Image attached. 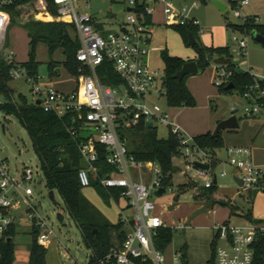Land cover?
Returning a JSON list of instances; mask_svg holds the SVG:
<instances>
[{"label": "built area", "instance_id": "obj_1", "mask_svg": "<svg viewBox=\"0 0 264 264\" xmlns=\"http://www.w3.org/2000/svg\"><path fill=\"white\" fill-rule=\"evenodd\" d=\"M24 1L0 0V108L18 104V97L13 90L10 95L5 93L2 80L7 77L11 84L14 80L25 78L31 84L32 100L29 104L37 105L61 118H68V129L72 137L79 140V150L88 164L79 173L82 187H91L92 177H95L105 188L121 190L134 214L133 220L123 219L130 227L127 238L121 248L108 256V260L115 261V264H141L138 259L153 264H166L164 253L157 248L155 237L160 228L168 226L163 216L157 213L159 206L155 197L172 190L173 184L166 183L169 175L164 173L159 163L138 161L130 155L128 138L124 133L141 122L146 125L152 122L153 128H167L180 141L181 157L174 158L175 161L190 160L187 170H182V174L186 176L191 168L194 170L193 178L202 180L205 189L215 185L217 175L211 164L214 156L188 138L171 113L154 99L157 84L159 80L164 83L162 77L165 74L154 70L149 63V44L154 34L157 13L161 11L169 25L195 26L201 33L204 28L200 20L193 16L194 10L201 3L194 1L191 6H187L178 4L177 0H111L121 1L127 8L126 22L115 31L109 21H102L89 11L93 8L92 0H53L58 11L56 18L74 25L81 41L77 53L79 73L76 77L79 86L76 90L65 92L51 83L41 84L40 74L32 75L26 63H21L16 52L11 49L10 8ZM41 1L43 10L52 17L44 1ZM249 4L250 0H238L237 6L233 7L235 16L241 19L243 25L259 21L258 17L242 12V8ZM241 32L249 33L247 30ZM234 40L247 54L248 39L234 36ZM106 61L112 62L115 71L124 81L122 85H107L102 81L98 69ZM217 69L221 78L217 85L229 84L234 71L228 65H217ZM244 71L255 78V82L247 85L243 93L244 98L253 105L247 109L246 116H264V77L258 76L252 69ZM161 96L166 98L165 87L161 90ZM100 148L106 149L105 160L114 168L110 174H100ZM227 152L229 163L244 182L242 187L248 192L264 191V165L254 162L253 147L230 146ZM215 159L217 161L218 157ZM196 162L210 164V168L199 167ZM39 174V171L35 174L33 168H28L24 180L17 179L9 160L0 149V246L8 238L11 227L16 225L9 210L21 202L27 206V215L32 220L33 228L39 230V242L46 246L52 239L53 227L46 218L39 215L38 205L33 203L34 184ZM222 175L227 173L223 172ZM163 188L165 192L162 194L160 190ZM215 229L217 264L255 263L256 245L260 236L264 235V222L247 226L224 222L217 223ZM173 264H182L181 251L173 255Z\"/></svg>", "mask_w": 264, "mask_h": 264}, {"label": "rangeland", "instance_id": "obj_2", "mask_svg": "<svg viewBox=\"0 0 264 264\" xmlns=\"http://www.w3.org/2000/svg\"><path fill=\"white\" fill-rule=\"evenodd\" d=\"M194 1L201 3L200 0H177V3L191 6ZM216 1L222 2L228 9L222 12L216 4L209 1L207 4L201 3L194 10L193 16L200 20L204 28V31L199 33L200 44L209 47L213 45L229 47L236 68L252 69L258 76L264 77V43L256 40L249 30V33H245L233 27L242 23L233 12V6H237L238 0ZM92 7L89 11L98 19L109 21L115 31L127 20V8L121 1L92 0ZM242 12L258 17L257 24L264 26V0H250V4L242 8ZM114 14L117 16L113 17ZM40 15L42 18L51 17L44 10ZM154 29V34L151 35L153 41L149 44V63L154 70L165 74L163 58L165 51L172 56L184 58L187 62L197 60L196 48L188 43L176 26L167 24L163 13L155 19ZM252 30L258 29L254 27ZM70 31L77 36L72 26ZM234 36L248 39L247 54H244L240 44L234 40ZM9 41L11 49L17 54V59L21 63L28 62L31 44L28 29L18 24L11 25ZM36 60L40 63L41 84L51 83L65 92L78 88L79 81L66 67V55L62 50L51 55L48 45L41 42L36 49ZM51 61L61 64V73L55 75L52 72ZM219 80H221L219 71L213 60L206 69L188 76L187 84L196 97V106H170L166 98L161 96V90L164 89L162 80H159L158 89L155 90L154 99L171 113L191 140L201 134L213 133L221 121L232 115H236L241 124L238 130L222 132L225 146L217 151L218 161L212 165V170L218 178L213 196L217 193L221 200H232L240 215L233 214L232 206L226 207L221 202L213 203L208 196L204 197V192L211 194V190H206L203 187L204 182L198 177L193 178L194 170L190 168L186 176L181 172L187 170L190 160H176L179 170L172 177V190L155 197L159 206L157 213L163 216L168 227L176 229L174 241L163 252L166 264H173V255L184 246L188 248L190 264H208L213 253L212 243L217 239L215 229L217 223L228 222L232 225L247 226L264 222V191L248 192L238 185L234 180L237 171L229 163L227 152V147L230 146L253 145L254 162L262 166L264 116L259 114L258 118L247 117V109L252 108L253 105L244 98L240 90L222 92L221 87L217 85ZM10 86L16 97L22 95L27 102L32 100L31 84L25 78L12 81ZM169 134L167 128H159L160 137H167ZM0 149L9 160L17 179L24 180V173L28 168H33L35 174L37 171L40 173L37 183L34 184L33 203L38 205L39 215L46 218L54 229L52 239L46 245L48 264H87L92 251L84 242L79 226L71 217L60 193L56 192L55 201L50 198L51 190L46 185L41 162L27 128L20 123L15 114H9L2 108H0ZM223 172L227 175L223 176ZM82 194L112 223H118L121 217L134 219L133 211L128 207L129 201L124 196L118 200L92 186L82 189ZM204 200L209 201H205L204 205ZM26 209V204L21 202L16 208L9 210L10 216L17 225L15 241L17 250L20 251L29 249L34 238L32 220L27 215ZM60 215L64 217V221H61ZM248 215H251L252 220H249ZM17 264L24 263L21 261Z\"/></svg>", "mask_w": 264, "mask_h": 264}, {"label": "trees", "instance_id": "obj_3", "mask_svg": "<svg viewBox=\"0 0 264 264\" xmlns=\"http://www.w3.org/2000/svg\"><path fill=\"white\" fill-rule=\"evenodd\" d=\"M43 1L52 17L42 18V15L39 16L43 10L41 0H26L10 8L12 14L11 25L18 24L26 27L31 38L30 59L26 62V65L32 75L39 74L40 63L36 60V49L38 44L43 42L48 45L51 55L62 50L66 55V67L74 76H77L79 73L77 53L81 47V41L78 34L74 36L70 31V27L72 26L76 32L77 30L74 25L56 18L58 11L53 0ZM200 1L203 4L209 2V0ZM233 27L241 31L249 30L251 33L254 31L252 28L254 29L255 27L259 30H257L258 32L264 35V26L253 21L249 24H239ZM177 28L189 44L190 34L193 33L196 39V43L193 46L196 48L198 56L195 61L198 62L200 70L206 69L211 64V61L213 60L214 62L217 57H233L229 47H209L200 44L198 27L181 26ZM163 58L166 75L163 85L166 89L167 103L170 106H196V97L187 84V78L190 75L183 80L177 78V73L183 69L187 61L184 58L172 56L166 51L163 52ZM50 65L52 72L56 75L58 73L57 69L60 68L61 64L51 61ZM228 67L234 71L233 76L230 78V83L235 85L234 89L244 93L245 87L255 82L254 76L240 68H236L233 61ZM98 73L102 81L107 85L120 86L124 83L110 61H106L99 67ZM227 86L228 84L220 86L221 91L230 93L234 90L227 89ZM2 87L6 94H11L12 88L9 78L6 77L2 80ZM2 109L9 114H15L20 123L27 128L34 150L40 159L46 185L50 190L60 193L71 217L79 226L84 242L92 251L89 264H115V261L108 260V256L123 246L130 228L122 217L118 223H112L82 194V189L84 188L82 187L79 173L88 164L79 150V140L74 139L68 129V118H61L54 113L46 112L37 105L29 104L22 95L18 98L17 105L8 104ZM124 135L128 138L130 155L134 156L138 161L159 163L164 173L169 175L166 183L172 184V177L179 170L174 158L181 157L178 137L173 134H169L167 137H160L159 128H148L145 122H141L133 129L126 130ZM194 141L201 149L208 151L214 156L211 162L212 165L218 161L215 159L218 157L217 151L225 146L222 135L215 138L212 132L201 134L195 137ZM105 151V148L99 149L101 160L98 166L101 175L110 174L114 170L113 166L105 160ZM215 185L210 189V200L213 203L221 202L226 207L232 206L231 211L235 213L237 206L232 203V200L212 199L213 193L216 192ZM92 187L103 191L108 196H114L118 200L122 196L121 190L105 188L95 177H92ZM59 218L64 221L62 215ZM248 218L252 220L251 215H248ZM33 229L34 238L29 248V264H48V248L39 242V230L37 228ZM16 234L17 225H13L8 238L0 246V264L16 263ZM175 234V228H160L158 235L155 237L157 248L164 252L174 241ZM9 238H12L11 241H8ZM212 248L213 253L208 264H217L216 240L213 241ZM187 249V246H184L179 250L182 252V264H190ZM138 262L141 264H153L152 262H143L141 259H138ZM254 264H264V235L260 236L256 245Z\"/></svg>", "mask_w": 264, "mask_h": 264}, {"label": "water", "instance_id": "obj_4", "mask_svg": "<svg viewBox=\"0 0 264 264\" xmlns=\"http://www.w3.org/2000/svg\"><path fill=\"white\" fill-rule=\"evenodd\" d=\"M209 1L216 4L221 9L222 12H225L228 9V7L220 1H216V0H209ZM252 36L256 40L260 41L261 43H264V35L261 34L260 32H258L257 30H254L252 32ZM195 43H196V39H195L193 33H191L190 34V44L194 45ZM231 62H232V58L226 57V56H220L214 60V63L216 65H229ZM57 72L60 73L61 68H58ZM199 72H200V67L198 65V62L195 60L188 61L184 65L183 69L177 73V78L180 80H183V79H185L186 76L191 75V74H197ZM162 79L166 80V75H163ZM234 87H235L234 83H230V84H228L227 89H234ZM39 103H41V101H39ZM147 126H148V128H153V123L150 122V123H148ZM240 127H241V124H240L239 118L236 115H232L229 118L224 119L223 121H221L217 125L215 131L213 132V136L216 138V137H219L223 131L238 130V129H240ZM196 165L199 167L205 168V169L210 168V164H206L203 162H196ZM234 180L238 183V185L240 187L243 186L244 182L237 174L234 175ZM214 183L218 184L217 176L215 177ZM164 192H165L164 188L160 190V193L163 194ZM49 195H50V198L52 200H55L56 192L54 190H51ZM11 239L12 238H9L8 241H11Z\"/></svg>", "mask_w": 264, "mask_h": 264}, {"label": "crops", "instance_id": "obj_5", "mask_svg": "<svg viewBox=\"0 0 264 264\" xmlns=\"http://www.w3.org/2000/svg\"><path fill=\"white\" fill-rule=\"evenodd\" d=\"M179 4V3H178ZM162 12L161 11H159L158 13H157V15L155 16V19H157V17L161 14ZM155 30V29H154ZM152 41H153V39H152ZM151 41V42H152ZM214 46V45H213ZM220 46H222V45H220ZM216 47H219V46H216ZM61 73V72H60ZM189 86V85H188ZM190 88V87H189ZM191 89V88H190ZM191 91H192V89H191ZM194 94V93H193ZM174 119V118H173ZM175 120V119H174ZM176 121V120H175ZM252 147H253V145H251ZM264 165V164H263ZM206 190H210V189H206ZM203 196L205 197V196H208V198H209V194L207 193V192H204V194H203ZM197 197H199V196H197ZM212 199H214V200H221L218 196H217V193H216V195H214L213 196V198ZM209 200H210V198H209ZM209 200H204L203 201V204L205 205V201H209ZM240 211L239 210H236V212L235 213H233V214H238V215H240V213H239ZM130 228V227H129ZM21 253V254H20ZM29 256H30V251H29V249H23V250H17V260H16V263L15 264H17L18 262H21L22 261V263H26V262H28V264H29Z\"/></svg>", "mask_w": 264, "mask_h": 264}]
</instances>
